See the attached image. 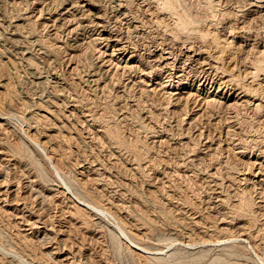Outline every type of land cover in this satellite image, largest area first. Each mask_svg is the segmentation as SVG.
Segmentation results:
<instances>
[{
  "label": "rangeland",
  "instance_id": "obj_1",
  "mask_svg": "<svg viewBox=\"0 0 264 264\" xmlns=\"http://www.w3.org/2000/svg\"><path fill=\"white\" fill-rule=\"evenodd\" d=\"M99 1H102L100 8L107 10V16L110 14L109 20L113 21L110 25H117L119 33L127 36L126 41L122 39L124 44H129L127 51L137 49L136 53L145 55L150 48L161 46L160 43L163 47L169 44L174 47L181 45L184 39L180 35L182 41L179 38L180 41H176L179 35L175 38L170 35L173 30L168 24L174 17L168 14L164 22L160 20L162 11L155 8L156 0H119L125 2L121 3L123 6L119 12L110 9V4H114L112 0ZM176 1L180 7L184 4L183 9L189 12L194 9L195 15H203L204 19L200 18L203 24L199 25L206 29L207 24H211L208 26L211 32L216 30L221 36V32H226V37L229 35L226 21H236L235 17L244 12L247 16L249 8L244 5L242 9L238 0ZM59 2L61 0L52 3L49 0L37 3L36 0H0V109L10 110L12 114L10 121L1 120L0 124V264H264L261 262L264 260V81L261 73L255 75L258 82L252 80L251 74V77L246 74L252 70L250 65L254 66L248 61L254 57L253 49L247 50L248 59L236 64L239 69L235 63L233 66L226 60L219 65L224 68L225 62L227 70L230 68L232 73H237L234 76L237 81L231 83L236 90H240L237 87L243 82V88L256 94L255 98L249 96V99L260 105L259 111L252 109L250 103L247 108L240 105L233 110L216 104L209 108L198 92L187 100L180 87L178 94L172 96L157 89L158 86L154 93L150 91L147 83L155 82L156 75L143 76L141 68L144 66L141 64L136 70L135 67L134 70L120 67L128 52L110 55L111 45L100 38L94 26L75 28L76 19L71 20L72 14L84 12L83 15H87L89 11L84 19L91 20L94 9L84 10L87 8L84 6L83 10L79 8L77 12L70 10L59 15L63 10H56ZM54 7L56 13L52 12ZM47 9L52 12L50 15ZM155 9L161 12L157 14ZM227 10L232 12L231 20L221 16V12ZM151 11L154 16H150ZM141 14H144L143 18ZM115 17L119 19L114 20ZM65 19L70 24L64 23ZM216 19L218 23L214 21ZM219 23L221 25L215 27ZM258 24H252L254 30H263V19ZM93 36L98 37L97 41ZM232 39L236 44L245 42L242 38ZM247 48L250 50V46ZM178 64L176 62V66ZM217 77L213 78L219 82ZM19 115L29 116V125L23 123ZM104 128L119 138L106 134ZM101 129L105 130L104 133ZM27 134L32 136V141ZM108 137L112 140L107 141ZM35 141H44L45 151L38 149ZM45 154L51 156V160L46 159ZM249 158L260 164L253 169L247 167ZM80 182L85 185V190L80 187ZM72 192L82 199L81 202L84 201L83 204L93 200L107 207L129 234L152 253L129 250L125 238L116 229V219L90 212L73 199ZM242 200L248 204L243 202L245 205L241 207ZM217 226L227 227L228 231L220 233ZM245 230L251 233L247 237L245 232V241H235L234 235L237 234L234 233ZM182 240L195 244L186 246ZM251 245L257 250L259 259Z\"/></svg>",
  "mask_w": 264,
  "mask_h": 264
},
{
  "label": "bare ground",
  "instance_id": "obj_2",
  "mask_svg": "<svg viewBox=\"0 0 264 264\" xmlns=\"http://www.w3.org/2000/svg\"><path fill=\"white\" fill-rule=\"evenodd\" d=\"M37 1H39V0H36V3H37ZM43 1V0H42ZM45 1V0H44ZM60 1V0H59ZM143 1V0H142ZM147 1V0H146ZM145 1V2H146ZM149 1V0H148ZM194 1H197L198 2V0H194ZM203 1V0H202ZM204 1H206V0H204ZM210 0H207V2H209ZM223 1H225V0H223ZM228 1V0H227ZM231 1V0H230ZM238 1H241V5H238V6H244V5H249V8L247 9L248 10V13H247V16L245 15L244 16V13H243V15L242 14H239L238 15V18H237V16L235 17V13L233 14V16L236 18V21H234V20H231V11H233V10H231V8H229L230 6H232L229 2V4H230V6L228 7L229 8V10H231L230 12L227 10V11H223V12H221V16L225 19V20H227L228 18H229V20H231V21H233V22H230V21H226V27H228V32L227 33H229V35L227 34V37H226V32H221V33H223V35L221 36V34H219V33H217V31L215 30V29H213V30H215V31H213V32H211L208 28V26L209 25H211V24H207L208 26H207V28L205 29L203 26H201V24L199 25V23H202V22H200L201 21V19L203 20L204 18H202L203 17V15H202V17H201V15L199 14V16H198V14H194L193 13V11H194V9H193V11L192 12H189V11H187L188 9H183V5L180 7L179 6V2L178 1H176V0H156V7L155 8H157V9H160L161 11V13L159 12V10H156V13L157 14H159L160 15V20H164L165 19V17H167V15L168 14H170V15H173V17H174V19L172 20V19H170L169 17V19L170 20H172L171 22H169V24L168 25H170L169 27L173 30V31H171V36L173 35V37L174 36H177V35H182V36H184V39H183V41L181 40V37L182 36H178L177 37V39L179 38L181 41H182V43H181V45H178L177 43V45L175 46L174 45V47H173V44L172 45H170L169 44V42H167L168 44V46H166V47H163L162 45H163V43H160L159 41L160 40H162V39H160V40H158V41H156V42H158V43H160V45L161 46H159V47H157V46H154V48L152 49V48H148L149 49V51L147 52V54H145V55H143V54H141V53H136V51H138L137 49H136V51L135 50H130V51H127L129 48H128V45H126V44H124V42L126 41L125 40V38L127 37H123L120 33H119V28H118V26L116 25V27H112L113 25V21H111L112 22V24L110 25V20H109V15L107 16V10L105 11V10H103V9H101L100 8V5H101V2L100 3H98V0H61V2H59V5L57 6L56 4V10L58 11V10H61V8L64 10H62L61 12H59V15L60 14H63V13H66V12H68L69 13V11L70 10H72V13L73 12H77L78 11V9L79 8H84V6H87V8H84V10H90L91 11V9L90 8H92V9H94V12L92 13V19L91 20H88V19H86V20H88V22H89V24L92 22V25H89V24H87V21L84 19V16L86 15H83L84 14V12H82V13H79V14H72V18H71V20L72 19H76V25H75V28H77V27H81V28H86L87 29V27H89V26H94V28L93 29H96L97 30V32H98V34L101 36H99L101 39H103V40H105L106 41V43H108L107 45H111V52H110V55H121V54H123L124 52H128V55H127V57L125 58L126 60H122V63H123V65L122 66H120V67H123V68H128V69H133L134 67H135V70H136V67H139L140 68V66H139V64H141L142 66H144L143 68H141V70H142V72H141V74H143V76L144 75H147V76H150V75H156V76H154V77H156L157 78V80L155 81V82H151V83H147V85L148 86H150V91H152L153 93H154V91L156 90V86H158L157 87V89H161V90H163V92L164 93H167L169 96L171 95L172 96V94H178V92H177V89H179V87L180 88H182L184 91H182V92H184L185 94H186V98H187V100H188V98L190 97V95L192 94V95H194V94H196L197 92V94L199 95V94H202V96H201V99H203V101H204V103L206 104V105H209V108H210V106L212 105H214L215 106V104H216V106H219V107H223V109L225 108V109H238L237 107L238 106H242V107H246L247 108V104L248 105H250V104H252L253 106H252V109H255V110H258L259 109V107H260V105L256 102V103H254V99H249V96H251L252 98H255L256 96V94L254 95V94H251V90L250 89H248V88H243L242 86L244 85L243 84V82H241L240 84H242V86L241 87H237V88H239L240 90H236L233 86H231L232 84L231 83H233L234 81L233 80H235V78H234V76H235V73H232L231 71H230V68L227 70V68L225 67L226 66V64H225V62H224V68H226V69H224V68H222V65L220 66L219 64H220V62L222 61H224V60H226L228 63H231V64H233V66H234V63H235V65L239 62V64L241 63L240 61H245L246 59H248V57H247V54L249 53L248 51H251L252 49H253V56L254 57H252V61H250L249 59H248V61H249V63L251 64H253L254 66H251L250 64V67L252 68V70H248L247 72H246V74H249V76H250V74L252 75V80L253 79H255V80H257V82H258V79H256L255 78V75H258V74H262V81H264V28H262V26H260L263 30H261V31H259V30H254V27L252 26V24L254 23V22H257V24H258V21H261V19H263V23H264V0H238ZM237 1V4H239V2ZM7 2V1H6ZM49 2H55V0H49ZM57 2V1H56ZM109 2V1H108ZM110 2H111V0H110ZM109 2V3H110ZM112 2L114 3L113 5H111L110 4V9L113 11H115L116 10V12H119L120 11V7H121V3H125L124 1L123 2H121V1H119V0H112ZM129 2V1H128ZM177 2V3H176ZM181 2V1H180ZM193 2V1H192ZM200 2V1H199ZM215 2V1H214ZM220 1H218L217 2V4L219 3ZM226 2V1H225ZM234 2H236V1H234ZM33 3V2H32ZM35 3V2H34ZM58 3V2H57ZM104 3V2H103ZM102 3V4H103ZM127 3V2H126ZM131 3V2H130ZM137 3V2H136ZM152 3H153V1H152ZM154 3H155V1H154ZM210 3H212V2H210ZM209 3V4H210ZM231 3H233V1L231 2ZM3 4V3H2ZM24 4V3H23ZM46 4V3H45ZM48 4V3H47ZM46 4V5H47ZM66 4H68V5H66ZM146 4V3H145ZM201 4H202V2H201ZM204 4V3H203ZM202 4V5H203ZM217 4L215 3L214 5H216L217 6ZM223 4V3H222ZM221 4V5H222ZM235 4V3H234ZM237 4H236V6H237ZM45 5V6H46ZM66 5V6H65ZM125 5V4H124ZM147 5H149L150 6V4H148L147 3ZM146 5V6H147ZM196 5V4H195ZM208 5V4H207ZM212 5V4H211ZM220 5V4H219ZM0 6H2V5H0ZM43 6V5H42ZM105 6V5H104ZM123 6V5H122ZM138 6V5H137ZM143 6V5H142ZM199 6V5H198ZM201 6V5H200ZM209 6V5H208ZM4 7V6H3ZM40 7H41V5H40ZM55 7H54V10L52 11V12H54V13H56L55 11ZM108 7H109V4H108ZM144 7V6H143ZM151 7V6H150ZM154 7V6H153ZM186 7V6H185ZM204 7H205V5H204ZM207 7V6H206ZM36 8V7H35ZM50 8H51V4H50ZM103 8V7H102ZM106 8H107V6H106ZM126 8V7H125ZM152 8V7H151ZM196 8V7H195ZM200 8H202V7H200ZM211 8V7H210ZM210 8H207V9H209L210 10ZM214 8V7H213ZM218 7H216V9H217ZM227 8V9H228ZM234 8V7H233ZM232 8V9H233ZM242 9L244 8V7H241ZM245 8H247V7H245ZM3 9V8H2ZM28 9V8H27ZM44 9V8H43ZM104 9H105V7H104ZM109 9V10H110ZM140 9V8H139ZM148 9H149V7H148ZM224 9V8H223ZM235 9V8H234ZM237 9H238V7H237ZM236 9V10H237ZM32 10V9H31ZM39 10H40V8H39ZM51 10V9H50ZM80 10V9H79ZM83 10V9H82ZM122 11H123V9H121ZM138 10V9H137ZM144 10V9H143ZM142 10V11H143ZM152 10V9H151ZM154 10V9H153ZM197 9H195V11H196ZM211 10L213 11V9L211 8ZM210 10V11H211ZM219 10V9H218ZM226 10V9H225ZM240 10V9H239ZM33 11V10H32ZM38 11V10H37ZM42 11V10H41ZM45 11V10H44ZM44 11H43V13H44ZM112 11H111V13H112ZM150 11V10H149ZM2 12V11H1ZM4 12V11H3ZM46 12V11H45ZM52 12H48V9H47V13H49V15L52 13ZM81 12V11H80ZM88 12V14H90V12L89 11H87ZM86 12V13H87ZM125 12H127V11H125ZM140 12V11H139ZM145 12H146V9H145ZM235 12V11H234ZM43 13H42V15H43ZM46 13V14H47ZM115 13V12H114ZM142 13V12H141ZM144 13V12H143ZM147 13V12H146ZM146 13H144V14H146ZM151 13H152V11H151ZM150 13V16L151 15H153L154 16V13H152L151 14ZM198 13V12H197ZM216 13V12H215ZM215 13L213 14V15H215ZM220 13V12H219ZM239 13H240V11H239ZM4 14V13H3ZM39 14V13H38ZM88 14L86 15V16H88ZM119 13H117V15H118ZM121 14V13H120ZM123 14V13H122ZM126 14V13H125ZM128 14V13H127ZM143 14V15H144ZM203 14V13H202ZM211 14V13H210ZM237 14H238V11H237ZM124 15V14H123ZM131 15V14H130ZM142 15V14H141ZM143 15H142V18H143ZM147 15H149V14H147ZM17 16V15H16ZM62 16V15H61ZM60 16V18H62ZM113 16H115V15H113ZM120 16V15H119ZM128 16V15H127ZM132 16V15H131ZM169 16V15H168ZM230 16V17H229ZM25 17V16H24ZM64 17V16H63ZM68 17V16H67ZM66 17V18H67ZM112 17V16H111ZM121 17H123L122 15L120 16V18ZM135 17V16H134ZM139 17V16H138ZM157 17V16H156ZM204 17H206V15H204ZM209 17V16H208ZM208 17L206 18L207 20H208ZM222 17H221V19H222ZM15 18V17H14ZM116 18V17H115ZM115 18H113L114 20H117V18L115 19ZM124 18H125V16H124ZM129 18V17H128ZM137 18V17H136ZM141 18V17H140ZM159 18H158V20H159ZM201 18V19H200ZM220 18V17H219ZM30 19V18H29ZM58 19V18H57ZM64 19V18H63ZM111 19V18H110ZM119 19V18H118ZM131 19V18H130ZM134 19V18H133ZM145 19V18H144ZM149 19H152V17L151 18H149ZM155 19H157V18H155ZM154 19V21H156ZM205 19V20H206ZM213 19V18H212ZM211 19V20H212ZM12 20H13V18H12ZM48 20H50L49 19V17H48ZM52 20V19H51ZM138 20V19H137ZM137 20H135V21H137ZM141 20V19H140ZM168 20V19H167ZM210 20V19H209ZM219 20V19H218ZM57 21V20H56ZM59 21V20H58ZM63 21V20H62ZM75 21V20H74ZM73 21V22H74ZM122 21V20H121ZM120 21V22H121ZM126 21V20H125ZM132 21V20H131ZM143 22H145L144 20H142ZM147 21H149L148 19H147ZM165 21V20H164ZM163 21V22H164ZM169 21V20H168ZM214 21H217V19L216 20H214ZM214 21H212V22H214ZM223 21V20H222ZM221 21V22H222ZM10 22V21H9ZM26 22V21H25ZM52 22V21H51ZM67 21H66V19H65V22L64 23H66ZM73 22H71V23H73ZM116 23H117V21H115ZM118 22H119V20H118ZM124 22V21H123ZM153 22V21H152ZM167 22V21H166ZM209 22V21H208ZM220 22V23H221ZM225 22V21H224ZM253 22V23H252ZM67 23H69L70 24V22H67ZM146 23V22H145ZM148 23V22H147ZM161 23V22H160ZM168 23V22H167ZM171 23V24H170ZM205 23V22H204ZM217 23H218V21H217ZM217 24L215 27H217L218 25L220 26L221 24ZM250 23H251V26H250ZM51 24H53V23H51ZM50 24V25H51ZM54 24H55V22H54ZM58 24V23H57ZM63 24V23H62ZM62 24H59V25H62ZM74 24V23H73ZM140 24V23H139ZM138 24V25H139ZM144 24V23H143ZM152 24V23H151ZM150 24V25H151ZM154 24V23H153ZM162 24V23H161ZM166 24V23H165ZM164 24V25H165ZM203 24V23H202ZM214 24H216V23H214ZM16 25V24H15ZM19 25H23L22 23H20ZM18 25V27H20ZM68 25V24H67ZM114 25H115V23H114ZM127 25V24H126ZM131 25V24H130ZM134 25V24H133ZM138 25H136L135 24V26H138ZM154 25H156V24H154ZM163 25V26H164ZM205 25V24H204ZM213 25V24H212ZM255 25V24H254ZM259 25V24H258ZM264 25V24H263ZM44 26V25H43ZM52 26H54V25H52ZM144 26V25H143ZM142 26V27H143ZM148 26V25H147ZM167 26V25H166ZM16 27V26H15ZM24 27V26H23ZM48 27V26H47ZM58 27V26H57ZM120 27V26H119ZM127 27V26H126ZM161 27H162V25H161ZM206 27V26H205ZM250 27H253V29L251 28L250 29ZM67 28V27H66ZM72 28V27H71ZM90 28V27H89ZM88 28V29H89ZM124 28H125V25H124ZM131 28H133V27H131ZM130 28V29H131ZM135 28V27H134ZM138 28V27H137ZM151 28H152V26H151ZM151 28H150V30H151ZM154 28H155V26H154ZM164 28H167V27H163V29ZM213 28H214V25H213ZM224 28V27H223ZM222 28V29H223ZM256 28V27H255ZM22 29V28H21ZM55 29V28H54ZM65 29V28H64ZM136 29V28H135ZM134 29V30H135ZM140 29H141V27H140ZM227 29V28H226ZM67 30V29H66ZM68 30H70V29H68ZM76 30V29H75ZM77 30H78V28H77ZM81 30V29H80ZM84 30V29H83ZM115 30V31H114ZM127 30V29H126ZM134 30H130L131 32H133ZM156 30V29H155ZM167 30V29H166ZM225 30V29H224ZM73 31H74V28H73ZM114 31V32H113ZM159 31V30H158ZM157 31V32H158ZM219 31V30H218ZM222 31V30H221ZM20 32H21V30H20ZM58 32V31H57ZM71 32V31H70ZM136 32V31H135ZM138 32V31H137ZM154 32V31H153ZM91 33V32H90ZM94 33V32H93ZM128 33V32H127ZM134 33V32H133ZM161 33V32H160ZM168 33V32H167ZM27 34V33H26ZM97 34V33H96ZM125 34V33H124ZM123 34V35H124ZM129 34V33H128ZM139 34H141V32L139 33ZM151 34H153V33H151ZM68 35V34H67ZM92 35V34H91ZM103 35V36H102ZM127 35V34H126ZM133 35V34H132ZM131 35V36H132ZM136 35V34H135ZM142 35V34H141ZM157 35V34H156ZM98 36V35H97ZM151 36V35H150ZM153 36V35H152ZM161 36V35H160ZM163 36V35H162ZM170 36V37H171ZM231 36V38L230 39H228V37H230ZM128 37H129V35H128ZM156 37V36H155ZM168 37H169V35H168ZM167 37V38H168ZM36 38V37H35ZM83 38V37H82ZM93 39H96V41H97V38L98 37H95V36H93L92 37ZM92 38H90V39H92ZM124 38V42L122 41V39ZM148 38V37H147ZM159 38V37H158ZM163 38V37H162ZM175 38V37H174ZM173 38V39H174ZM232 38H240V40H241V38L245 41L244 43H242L241 42V44L238 42L237 44L233 41V39ZM90 39H88L89 41H90ZM93 39L90 41V42H92L93 41ZM127 39V38H126ZM131 39V38H130ZM129 39V40H130ZM172 39V41H174ZM176 40V41H180V40ZM128 40V41H129ZM143 40H144V38H143ZM154 40V39H153ZM167 40V39H166ZM189 40V41H188ZM235 40V39H234ZM16 41V40H15ZM35 41V40H34ZM96 41H94V42H96ZM98 41H99V39H98ZM104 41V42H105ZM145 41V40H144ZM175 41V42H176ZM188 41V42H187ZM89 42V43H90ZM99 42H101V40L99 41ZM131 42V41H130ZM139 42V41H138ZM146 42H147V40H146ZM152 42V41H151ZM154 42V41H153ZM236 42H237V40H236ZM82 43V42H81ZM88 43V42H87ZM97 43V42H96ZM103 43V42H102ZM127 43V42H126ZM133 43V42H132ZM140 43V42H139ZM165 43V42H164ZM172 43V42H171ZM77 44V43H76ZM148 44V43H147ZM152 44V43H151ZM155 44V43H154ZM49 45V44H48ZM79 45V44H78ZM92 45V44H91ZM134 45H137V44H135L134 43ZM144 45H146V44H144ZM158 45V44H157ZM84 46V45H83ZM93 46H94V44H93ZM132 47H133V45H131ZM147 46H149V44L147 45ZM250 46V50L247 48V47H249ZM77 47V46H76ZM104 47H107V46H104ZM130 47V46H129ZM244 47H245V49H244ZM142 48H143V46H142ZM147 48V47H146ZM156 48H158V49H156ZM247 48V49H246ZM134 49V48H133ZM144 49V48H143ZM21 50V49H20ZM99 50H100V48H99ZM98 50V51H99ZM248 50V51H247ZM91 51V50H90ZM97 51V52H98ZM102 51H104V50H102ZM101 51V52H102ZM146 51V50H145ZM25 52V51H24ZM86 52V51H85ZM94 52V51H93ZM95 52H96V49H95ZM105 52V51H104ZM103 52V53H104ZM108 52V53H109ZM142 52H144V51H142ZM41 53V52H40ZM78 53V52H77ZM145 53V52H144ZM23 55V54H22ZM77 55V54H76ZM82 55V54H81ZM124 55V54H123ZM242 55H244V56H242ZM72 56H73V54H72ZM104 56V55H103ZM249 56V55H248ZM84 57V56H83ZM87 57V56H86ZM121 57V56H120ZM11 58V57H10ZM55 58V57H54ZM72 58V57H71ZM76 58V57H75ZM121 58H123V57H121ZM9 59V58H8ZM73 59V58H72ZM86 59V58H85ZM94 59V58H93ZM115 59V58H114ZM114 59H113V61H114ZM120 59V58H119ZM243 59V60H242ZM109 60H110V58H109ZM112 60V59H111ZM117 61V60H116ZM119 61V60H118ZM243 61V62H244ZM28 62V61H27ZM32 62V61H31ZM95 62V61H94ZM109 62V61H108ZM176 62H178L179 64L176 66ZM221 62V63H222ZM226 62V63H227ZM242 62V63H243ZM5 63V62H4ZM143 63H145V64H147V66H149V67H147L145 64H143ZM246 63V62H245ZM82 64V63H81ZM80 64V65H81ZM117 64H119V63H117ZM31 65V64H30ZM75 65V64H74ZM85 65V64H84ZM230 65V64H229ZM6 66V65H5ZM94 66V65H93ZM117 66V65H116ZM244 66H246V65H244ZM34 67V66H33ZM236 69H239L238 68V66L236 65ZM243 67V66H242ZM249 68V67H248ZM73 69V68H72ZM99 69H101L100 67H99ZM106 69V68H105ZM117 69H119L118 67H117ZM125 69V71H127ZM233 69H235V68H233ZM235 69V70H236ZM243 69H245L244 67H243ZM242 69V70H243ZM92 70V69H91ZM108 70V69H107ZM123 70V69H122ZM121 70V71H122ZM134 70V69H133ZM234 70V71H235ZM241 70V71H242ZM247 70V69H246ZM132 71V70H131ZM163 71V72H162ZM233 71V72H234ZM244 71V73H245V70H243ZM258 71H261V72H258ZM239 72H240V70H239ZM258 72V73H257ZM68 73V72H67ZM102 73V72H101ZM106 73V72H105ZM134 73V72H133ZM164 73V74H163ZM113 74V73H112ZM111 74V75H112ZM128 74V73H127ZM163 74V75H162ZM234 74V75H233ZM237 74V73H236ZM241 74V73H240ZM243 74V73H242ZM38 76V75H37ZM215 76H218L217 78H218V80H219V82H217V81H215V78H213V77H215ZM237 76V75H236ZM243 76V75H242ZM241 76V77H242ZM259 76V75H258ZM257 76V77H258ZM106 77V76H105ZM116 77V76H115ZM121 77V76H120ZM238 77V76H237ZM247 78H248V75L246 76ZM251 77V76H250ZM41 78V77H40ZM125 78V77H124ZM151 78V77H150ZM261 78V77H260ZM259 78V79H260ZM100 79V78H99ZM142 79H144V78H142ZM98 80V79H97ZM96 80V81H97ZM139 80V79H138ZM150 80V79H149ZM249 80H251V79H249ZM100 81V80H99ZM110 81H111V79H110ZM134 81V80H133ZM142 81V80H141ZM144 81V80H143ZM233 81V82H232ZM235 81H237V80H235ZM240 81V80H239ZM138 82V81H137ZM146 82V81H145ZM248 82V81H247ZM253 82V81H252ZM140 83V82H139ZM144 83V82H143ZM154 83V84H153ZM251 83V82H250ZM260 83V82H259ZM258 83V84H259ZM107 84V83H106ZM230 84V85H229ZM235 85H236V83H234ZM239 83H237V85H238ZM254 84V83H253ZM256 84V83H255ZM1 86H2V84H0ZM131 85V84H130ZM140 85V84H139ZM143 85V84H142ZM236 85V86H237ZM248 85V84H247ZM260 85V84H259ZM262 85V84H261ZM4 86H5V84H4ZM53 86V85H52ZM132 86V85H131ZM134 86V85H133ZM141 86V85H140ZM245 86V85H244ZM251 86V85H250ZM255 86H257V85H255ZM7 87V86H6ZM139 87V86H138ZM142 87V86H141ZM144 87V86H143ZM249 87V86H248ZM105 88V87H104ZM145 88V87H144ZM263 88H264V84H263ZM3 89V88H2ZM56 89V88H55ZM71 89V88H70ZM103 89V88H102ZM147 90H148V88H146ZM174 89V90H173ZM254 89H255V87H254ZM256 89H257V87H256ZM259 89V88H258ZM262 89V88H261ZM6 90V89H5ZM143 90H145V89H143ZM2 91V90H1ZM4 91V90H3ZM124 91V90H123ZM150 91H148V92H150ZM234 91H237V92H235L234 93ZM260 91V93L259 94H261V90H259ZM263 91V90H262ZM5 92V91H4ZM6 92H8L7 90H6ZM141 92V91H140ZM144 92V91H143ZM158 91H156V93H157ZM196 92V93H195ZM70 93V92H69ZM129 93V92H128ZM142 93V92H141ZM147 93V92H146ZM163 93V94H164ZM194 93V94H193ZM262 93H264V92H262ZM4 94V93H3ZM162 94V95H163ZM166 94V95H167ZM184 94V95H185ZM196 94V95H197ZM5 95V94H4ZM119 95V94H118ZM121 95V94H120ZM158 95V94H157ZM168 95H167V98H168ZM254 97H253V96ZM174 96V95H173ZM264 96V95H263ZM137 97V96H136ZM180 97V96H179ZM178 97V98H179ZM192 97V96H191ZM259 97V96H258ZM4 98V97H3ZM142 98V97H141ZM166 98V99H167ZM170 98V97H169ZM180 98H182V97H180ZM184 98V97H183ZM186 98L184 99V100H186ZM13 99V98H12ZM50 99V98H49ZM153 99V98H152ZM74 100V99H73ZM160 100V99H159ZM168 100V99H167ZM195 100V99H194ZM263 100V99H262ZM261 100V101H262ZM156 101V100H155ZM169 102H171L170 101V99L168 100ZM175 101H177V100H175ZM264 101V100H263ZM9 102V101H8ZM25 102V101H24ZM23 102V103H24ZM32 102V101H31ZM168 102V103H169ZM186 102V101H185ZM193 102V101H192ZM195 102H196V100H195ZM154 103H156V102H154ZM167 103V102H166ZM173 103V102H172ZM177 103V102H176ZM250 103V104H249ZM260 103V102H259ZM262 103V102H261ZM78 104V103H77ZM264 104V103H263ZM60 105V104H59ZM134 105V104H133ZM152 105V104H151ZM166 105V104H165ZM184 105V104H183ZM182 105V106H183ZM199 105H200V103H199ZM206 105H204V106H206ZM26 106V105H25ZM137 106V105H136ZM184 106H186V105H184ZM27 107V106H26ZM164 107V106H163ZM162 107V108H163ZM181 107V106H180ZM193 107V106H192ZM263 107H264V105H263ZM46 108V107H45ZM182 108V107H181ZM186 108V107H185ZM216 108V107H215ZM240 108V107H239ZM246 108H245V110H246ZM88 109V108H87ZM131 109V108H130ZM161 109V108H160ZM167 109V108H166ZM169 109V108H168ZM187 109V108H186ZM185 109V110H186ZM249 109H251V108H249ZM251 109V110H252ZM181 110V109H180ZM183 110V109H182ZM212 110V109H211ZM210 110V111H211ZM231 110V111H232ZM254 110V111H255ZM124 111V110H123ZM135 111V110H134ZM137 111V110H136ZM240 110H237V112H239ZM259 111V110H258ZM15 112V111H14ZM24 112H25V110H24ZM174 112V111H173ZM172 112V113H173ZM235 112H236V110H235ZM27 113V112H26ZM60 113V112H59ZM89 113V112H88ZM138 113V112H137ZM195 113V112H194ZM200 113V112H199ZM209 113V112H208ZM208 113H206V114H208ZM248 113V112H247ZM255 113V112H254ZM22 114V113H21ZM113 114V113H112ZM134 114V113H133ZM18 115V114H17ZM86 115V114H85ZM110 115V114H109ZM210 115V114H209ZM217 115V114H216ZM240 115V114H239ZM242 115V114H241ZM245 115V114H244ZM250 115V114H249ZM255 115H257V114H255ZM12 116V114L10 113V110L9 111H3L2 109H0V124H1V120H7L8 121V119H9V121H10V117ZM28 116V115H27ZM123 116H125V115H123ZM29 117V116H28ZM28 117H26V116H20L19 115V117L18 118H21V120L23 121V123L25 122L26 124H28L29 125V119H28ZM55 117V116H54ZM57 117V116H56ZM99 117H101V116H99ZM185 117V116H184ZM13 118H14V115H13ZM17 118V119H18ZM98 118V117H97ZM236 118V117H235ZM260 118V117H259ZM35 119V118H34ZM38 119V118H37ZM57 119H58V117H57ZM101 119V118H100ZM123 119V118H122ZM21 121V122H22ZM110 121V120H109ZM230 121H231V119H230ZM256 121H258V120H256ZM6 122V121H5ZM237 122H238V120H237ZM93 124H95V123H93ZM256 124V123H255ZM35 125V124H34ZM83 125V124H82ZM105 125V124H104ZM88 126V125H87ZM114 126V125H113ZM233 126V125H232ZM263 126V125H262ZM107 127H109V126H107ZM106 127V128H107ZM112 127V126H111ZM235 127V126H234ZM101 128V127H100ZM106 128H104V129H106ZM115 128V127H114ZM140 128V127H139ZM31 129V128H30ZM103 129V130H104ZM111 129V128H110ZM155 129V128H154ZM231 129V128H230ZM102 129H101V131L104 133V131H103ZM112 130V129H111ZM157 130V129H156ZM229 131V130H228ZM235 131V130H234ZM238 131V130H237ZM111 132V133H110ZM106 134H110V135H114V136H116L117 137V134H112L113 132L112 131H109V129H106V132H105ZM200 133V132H199ZM26 134V133H25ZM106 134H105V137H106ZM235 134V133H234ZM237 135H238V133H237ZM263 135V134H262ZM109 136V135H108ZM113 136V137H114ZM227 136V135H226ZM231 136V135H230ZM26 137V136H25ZM27 137H28V139H30L31 141H32V136L30 137V135L29 134H27ZM98 137V136H97ZM115 137V138H116ZM241 137V136H240ZM117 138H119V137H117ZM116 138V139H117ZM234 138V137H233ZM236 138V137H235ZM68 139V138H67ZM105 139V138H104ZM109 137H108V140L107 141H109ZM110 140H112V139H110ZM122 140V139H121ZM233 140V139H232ZM245 140V139H244ZM248 140V139H247ZM113 141H115L114 139H113ZM135 141V140H134ZM242 141V140H241ZM258 141V140H257ZM34 142V141H33ZM42 142H44V141H42ZM42 142H39V141H35V144L38 146V149L40 148L41 150H42V152L43 151H45V148L47 147V146H44V145H42ZM106 142V141H105ZM118 142H119V140H118ZM121 142V141H120ZM162 142V141H161ZM189 142V141H188ZM236 142V141H235ZM247 142V141H246ZM252 142V141H251ZM254 142V141H253ZM261 141H259V143H260ZM46 143V142H45ZM59 143V142H58ZM100 143V142H99ZM115 143V142H114ZM131 143V142H130ZM145 143V142H144ZM120 144V143H119ZM160 144V143H159ZM186 144V143H185ZM244 144V143H243ZM111 145V144H110ZM122 145V144H121ZM141 145V144H140ZM182 145V144H181ZM235 145H236V143H235ZM116 146V145H115ZM130 146V145H129ZM246 146H247V144H246ZM258 146V145H257ZM50 147V146H49ZM52 147V146H51ZM111 147V146H110ZM142 147V146H141ZM193 147V146H192ZM208 147V146H207ZM238 147V146H237ZM252 147V146H251ZM260 147V146H259ZM51 149V148H50ZM53 149V148H52ZM133 149V148H132ZM215 149V148H214ZM130 150V149H129ZM189 150V149H188ZM223 150V149H222ZM244 150V149H243ZM248 150V149H247ZM253 150H255V149H253ZM259 150V149H258ZM15 151V150H14ZM125 151V150H124ZM212 151V150H211ZM251 151V150H250ZM47 152V151H46ZM54 152V151H53ZM137 152V151H136ZM191 152V151H190ZM214 152V151H213ZM217 152V151H216ZM221 152V151H220ZM224 152V151H223ZM262 152H264L263 151V148H262ZM9 153V152H8ZM17 153V152H16ZM232 154V153H231ZM259 154V153H258ZM6 155V154H5ZM46 156L45 157H47L46 159H50L51 160V156H48L47 154H45ZM213 155V154H212ZM218 155V154H217ZM226 155V154H225ZM250 155V154H249ZM185 156V155H184ZM170 157V156H169ZM226 157H227V155H226ZM256 158H258V157H256ZM157 159V158H156ZM185 159V158H184ZM259 159H261L260 157H259ZM188 160V159H187ZM227 160V159H226ZM186 162V161H185ZM217 162V161H216ZM151 163V162H150ZM234 163V162H233ZM257 163H259L258 161H256L255 159L254 160H250V158H249V162H246V164H249V166H247V167H249V168H256V165H257ZM53 164H54V162H53ZM181 164V163H180ZM179 164V165H180ZM232 164V163H231ZM236 164V163H235ZM260 164V163H259ZM264 164V163H263ZM262 164V165H263ZM233 165V164H232ZM53 167L56 169V166L55 165H53ZM262 167V166H261ZM245 168V167H244ZM139 169V168H138ZM264 169V168H263ZM251 170V169H250ZM262 170V169H261ZM255 171V170H254ZM257 171V170H256ZM258 171H259V167H258ZM237 172V171H236ZM245 172H247V171H245ZM10 173V172H9ZM27 173V172H26ZM96 173V172H95ZM233 173H234V171H233ZM255 173H257L258 174V172H255ZM259 173H260V171H259ZM261 173H263V172H261ZM214 175H216V174H214ZM9 176V175H8ZM263 176V175H262ZM35 177V176H34ZM182 178V177H181ZM16 179V178H15ZM97 179V178H96ZM232 179V178H231ZM62 180V179H61ZM248 180V179H247ZM264 180V179H263ZM77 181V180H76ZM230 181V180H229ZM88 182V181H87ZM90 182V181H89ZM7 183V182H6ZM65 183V182H64ZM18 184V183H17ZM31 184V183H30ZM78 184V183H77ZM62 185V184H61ZM80 187H82L84 190H85V185L82 183V182H80ZM63 186V185H62ZM64 186H66V185H64ZM67 187V186H66ZM238 187V186H237ZM65 189H67V188H65ZM262 189H264V188H262ZM41 190V189H40ZM58 191V190H57ZM68 191V190H67ZM70 191V190H69ZM40 193V192H39ZM66 193V192H65ZM69 193V192H68ZM71 193V192H70ZM75 196V198H73V199H75L76 201H77V203L78 204H80V205H82V206H84V207H86V208H89L90 209V212L92 211V212H94V214H99L100 216H102V214H104V215H106L107 217H108V215H110L113 219H116V222H115V225H116V229L121 233V235H122V237H124L125 238V240H126V246H127V248L130 250V249H136V250H138V251H140V252H142V253H152V252H150V250H148L146 247H144L143 245H141L140 243H138L130 234H129V232L124 228V226H123V224H122V222L120 221V219L119 218H117L116 216L114 217L113 216V214L110 212V210L107 208V207H105V206H103V205H101V203H100V205L97 203H94V202H92V201H89V202H87L86 204H83L84 203V201L83 202H81V198L76 194V193H74V192H72ZM238 193V192H237ZM242 193V192H241ZM263 193V192H262ZM16 195H17V193H16ZM240 195V194H239ZM71 196H73V195H71ZM242 196V195H241ZM70 197V196H69ZM264 197V196H263ZM81 199V200H80ZM184 199V198H183ZM240 199V198H239ZM238 199V200H239ZM40 200V199H39ZM96 200V199H95ZM110 200V199H109ZM186 200V199H185ZM243 200H245V198L243 199ZM242 200V202H240V205H241V207H243L242 205L245 203L244 201ZM13 202V201H12ZM19 202V201H18ZM25 202V201H24ZM30 202V201H29ZM123 202V201H122ZM188 202V201H187ZM244 202V203H243ZM238 203V202H237ZM30 204V203H29ZM116 204V203H115ZM122 204V203H121ZM246 204V203H245ZM244 204V205H245ZM248 204V203H247ZM246 204V205H247ZM76 205V204H75ZM120 205V204H119ZM119 205H118V208H119ZM237 205H239V204H237ZM122 206V205H121ZM125 206V205H124ZM251 206V205H250ZM39 207V206H38ZM113 207V206H112ZM115 207V206H114ZM127 207V206H126ZM245 207L246 206H244V209H245ZM249 207V206H248ZM118 208H116V210L118 209ZM237 208V207H236ZM240 208V207H239ZM238 208V209H239ZM29 209V208H28ZM250 209V208H249ZM32 210V209H31ZM77 210H80V209H77ZM240 211H241V208L239 209ZM243 210V209H242ZM23 211V210H22ZM41 211V210H40ZM130 211V210H129ZM196 211V210H195ZM236 211H238V210H235V212ZM244 211V210H243ZM245 211H248L247 210V208H246V210ZM71 213V212H70ZM237 213V212H236ZM239 213H241V212H239ZM247 213V212H246ZM234 214V213H233ZM238 214V213H237ZM109 216V217H110ZM233 216V215H232ZM243 216V215H242ZM110 217V218H111ZM250 217V216H249ZM139 218V217H138ZM46 219V218H45ZM133 219V218H132ZM207 220V219H206ZM219 220V219H218ZM103 221V220H102ZM28 222V221H27ZM49 222V221H48ZM210 222V221H209ZM94 223V222H93ZM138 223V222H137ZM50 224V223H49ZM247 224V223H246ZM253 224H254V222H253ZM15 225V224H14ZM135 225V224H134ZM242 225V224H241ZM241 225H239L240 227H241ZM255 225V224H254ZM16 226V225H15ZM143 226V225H142ZM202 226V225H201ZM211 226H214V225H211ZM239 226H237L236 228H237V230H239L240 231V228H239ZM246 226V225H245ZM249 226V225H248ZM253 226V225H252ZM50 227V226H49ZM218 227V226H217ZM244 227V226H243ZM51 228H52V226H51ZM227 227H224V226H220V227H218L217 228V230L218 231H220V233L223 231V230H227L226 229ZM239 228V229H238ZM245 228V227H244ZM244 228H242L243 230H244ZM248 228V227H247ZM213 229H216V228H213ZM180 230V229H179ZM216 230V231H217ZM228 231V230H227ZM226 231V232H227ZM230 231V230H229ZM235 231V230H234ZM249 232H250V230H248ZM248 231H241V233L239 232V234L237 233V231H236V233H234V234H237V236L236 235H234L235 237V241H237L238 239H240L241 241H245V238L243 237V236H245L246 235V233L248 232ZM246 232V233H245ZM223 233V232H222ZM117 234V233H116ZM249 234H251V233H249ZM249 234L247 233V237L249 236ZM20 235V234H19ZM179 235V234H178ZM232 236H233V234H232ZM253 237H254V235H252ZM118 237H119V234H118ZM191 237V236H190ZM250 237H251V235H250ZM249 237V238H250ZM225 238V237H224ZM194 239V238H193ZM208 239V238H207ZM35 240V239H34ZM204 240H206V239H204ZM220 240V239H219ZM224 240V239H223ZM222 240V241H223ZM183 242H184V245H186V246H193L194 244H195V242H191L190 240L189 241H185V240H182ZM211 241V240H210ZM214 241V240H213ZM221 241V242H222ZM234 241V240H233ZM206 242V241H205ZM217 242H218V240H217ZM220 242V243H221ZM202 243H204V242H202ZM220 243H218V244H220ZM34 245V244H33ZM41 246V245H40ZM46 246V245H45ZM251 247L253 248V251L255 252H253L256 256H257V259H259L260 257H258V255H257V250L255 251V248H254V246H252L251 245ZM33 248V247H32ZM257 249V248H256ZM157 253H158V251H157ZM156 253V254H157ZM255 256V257H256ZM53 257V256H52ZM11 259V258H10ZM62 259V258H61ZM261 260V259H260ZM24 262H26V261H24ZM261 262L262 263H264V260H261ZM27 263V262H26ZM51 263H52V261H51Z\"/></svg>",
  "mask_w": 264,
  "mask_h": 264
}]
</instances>
